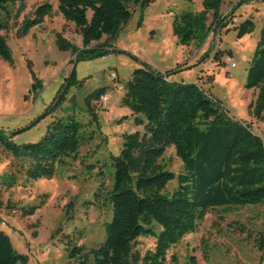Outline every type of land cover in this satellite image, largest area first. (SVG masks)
<instances>
[{"label": "rangeland", "instance_id": "obj_1", "mask_svg": "<svg viewBox=\"0 0 264 264\" xmlns=\"http://www.w3.org/2000/svg\"><path fill=\"white\" fill-rule=\"evenodd\" d=\"M44 2L51 4L44 21L19 36L23 21ZM7 8L9 15L1 14L7 28L0 35L9 46L11 61L0 60L2 133L8 141L22 144L39 140L58 117L70 115L86 124V139L75 156L55 162L49 177L28 178L30 161L14 157L0 143V230L18 253L26 255L25 264H79L67 256L73 245L88 251L104 240V223L111 218L106 191L113 183V158L120 153L124 134H143L145 129L121 103L124 84L142 64L162 74L169 72L170 81L199 85L231 119L247 123L264 141V120L250 113L249 107L257 91L245 87L264 26V0H223L224 25L214 34L213 25L204 40L189 45L179 44L173 34V16L185 9L201 10L202 0H148L143 7L131 6L130 20L112 41L104 36L90 44H111L108 52L90 59H77L67 46L86 48L75 25L59 13L56 0H25ZM212 19L209 12L206 25ZM246 19L253 20L254 29L238 37V25ZM73 68L82 84L70 86L60 99ZM98 88H104V94L88 99ZM159 163L175 174L182 171L173 146L165 149ZM7 176L14 177L11 185ZM176 185V180L169 182L164 192L170 193ZM263 211L264 205L209 210L194 232L170 247L164 264H183L189 256L198 264L263 263L254 244ZM154 245V237L140 236L132 252L142 257Z\"/></svg>", "mask_w": 264, "mask_h": 264}, {"label": "trees", "instance_id": "obj_2", "mask_svg": "<svg viewBox=\"0 0 264 264\" xmlns=\"http://www.w3.org/2000/svg\"><path fill=\"white\" fill-rule=\"evenodd\" d=\"M25 0H0V31L7 28L1 14L9 15L8 5ZM59 13L72 22L82 38L83 50L68 44L77 59H90L108 52L94 41L106 36L112 41L131 16V6L143 7L148 0H56ZM191 1V0H186ZM223 0H202L199 11L185 9L174 14L172 32L178 43L189 45L204 40L212 26L213 34L224 25L220 14ZM51 11V4L38 5L31 18H26L18 35L40 25ZM209 12L212 22L206 25ZM255 23L246 19L238 25L237 36L251 32ZM106 41V42H107ZM0 60L11 61L5 38L0 35ZM147 64L134 69L124 84L121 103L144 123V133L123 135L120 153L113 158V183L106 191L111 218L104 223V240L88 251L73 245L68 259L79 264H164L167 251L214 208L231 210L247 205H264V141L242 121L231 119L219 103L195 83L173 82ZM75 68L65 79L60 99L72 85L81 86ZM245 87L257 91L250 113L264 120V26L250 60ZM33 91L36 86L33 85ZM60 90V91H61ZM104 88L88 97L98 99ZM85 123L73 116L58 117L47 125L36 142L15 144L0 130V143L14 157L28 159V178L49 177L54 163L75 156L86 139ZM91 137V136H90ZM168 146H173L182 164L175 174L159 163ZM5 178H11L7 176ZM176 187L165 193L167 184ZM96 196L99 195L97 192ZM1 206V201H0ZM155 226L159 227L158 232ZM140 236L155 238L152 250L142 257L133 252ZM254 244L264 261V211L262 227ZM26 255L18 253L9 236L0 230V264H25ZM183 264H198L189 256Z\"/></svg>", "mask_w": 264, "mask_h": 264}, {"label": "built area", "instance_id": "obj_3", "mask_svg": "<svg viewBox=\"0 0 264 264\" xmlns=\"http://www.w3.org/2000/svg\"><path fill=\"white\" fill-rule=\"evenodd\" d=\"M110 76H111V78L112 79H115L116 78V75H115V73H110ZM120 89V88H119ZM261 264H264V262L263 263H261Z\"/></svg>", "mask_w": 264, "mask_h": 264}]
</instances>
